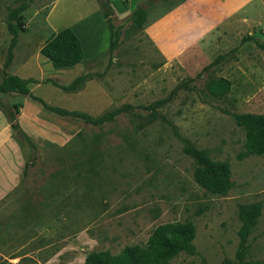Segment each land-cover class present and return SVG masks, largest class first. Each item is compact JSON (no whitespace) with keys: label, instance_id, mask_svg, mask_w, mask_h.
I'll return each instance as SVG.
<instances>
[{"label":"rangeland","instance_id":"rangeland-1","mask_svg":"<svg viewBox=\"0 0 264 264\" xmlns=\"http://www.w3.org/2000/svg\"><path fill=\"white\" fill-rule=\"evenodd\" d=\"M95 1L111 35L118 33L117 45L83 64L80 99L62 110L97 124L57 116L26 97L25 112L36 107L42 124L22 129L14 120L24 97L0 95L22 170L0 198V264H83L89 253L116 256L132 246L156 253L155 230L167 224L191 225L193 238L159 264H264V147L248 153L236 123L264 115V27L250 22L215 47L164 65L143 28L180 0ZM53 2L0 0V80L7 23L23 22L12 57L35 62ZM136 9L143 16L131 17ZM217 79L229 88L214 97L206 85ZM43 82L36 97L59 108L51 90L71 82ZM189 146L228 165L226 191L210 193L194 181ZM0 154L1 186L12 157L6 149ZM249 205L259 214L244 235L240 210Z\"/></svg>","mask_w":264,"mask_h":264},{"label":"crops","instance_id":"crops-1","mask_svg":"<svg viewBox=\"0 0 264 264\" xmlns=\"http://www.w3.org/2000/svg\"><path fill=\"white\" fill-rule=\"evenodd\" d=\"M75 1L54 0L44 17L45 28L42 34H47L45 41L51 33L68 28L79 41L81 63L70 68H53L48 60L39 54L43 41L36 50L38 57L35 62L30 61L26 56L16 59L13 55L6 73L23 80L32 79L40 82L50 79L58 83L69 84L73 79L81 76L84 63L108 49L109 31L99 14L96 1ZM128 1L129 5L133 4V0ZM262 17H264L263 0H180L166 9L158 18L145 25L143 34L158 52L163 64L167 65L184 59L190 51L202 49L204 45L215 47L223 41L225 35L240 32L250 22L264 27L259 19ZM31 85L33 87L29 88V92L35 97L38 96L35 91L40 83ZM82 86L79 85L73 90L66 91L51 90L53 91L52 97L59 100L55 106L72 110L75 104L73 99H80L79 90ZM47 101L52 102L50 99ZM29 103L24 97L22 107L18 108L20 115L14 120V123L22 129L35 128L42 124V118L38 115L36 107H32V112H25V107L30 108ZM8 128V123L0 113V152L6 149L12 157L10 176L3 179L5 184L0 186V198L17 184L22 173L17 148L9 138Z\"/></svg>","mask_w":264,"mask_h":264},{"label":"trees","instance_id":"trees-1","mask_svg":"<svg viewBox=\"0 0 264 264\" xmlns=\"http://www.w3.org/2000/svg\"><path fill=\"white\" fill-rule=\"evenodd\" d=\"M141 16L143 15L138 9L131 13V17L133 18H139ZM101 17L106 23V17ZM6 27L10 35V41L5 69H7L12 60L11 51L18 41V34L23 31L22 19L18 17L16 22H8ZM117 41L118 33L114 32L111 35L109 32L107 49L109 54L115 49ZM39 54L47 59L53 68H70L82 61L79 41L68 28L62 29L56 33H51L39 49ZM83 80L84 78L82 76H78L73 79L68 86L61 87V89L65 91L73 90L76 86L80 85ZM47 82L54 84L50 79H45L43 83ZM39 83L40 82L32 79L23 80L4 73L0 81V95L17 94L38 102L45 110L57 116L77 117L86 122L97 124V120H93L87 115L75 112L69 113L62 109L45 105L39 98L33 96L29 92V85ZM228 88L229 83L224 79L211 80L206 85L207 91L214 97L222 96L227 92ZM15 108H18V106H15ZM236 123L245 129L247 152L256 153L261 151V148L264 147V115H242L237 117ZM14 129L15 127H12V130ZM21 137L25 142L30 143L26 136L21 134ZM185 152L193 160V179L200 187L210 193H222L227 190L229 187V169L226 163L212 161L205 152L195 150L191 146L187 147ZM258 214L259 207L257 205L241 207L240 218L243 222L244 235L248 232L249 227L253 225L254 219ZM193 232L191 225H163L158 227L154 233L155 237L161 241L159 251L156 253H149L136 246L126 247L116 256H112L108 252H92L85 257L83 264H159V260L171 258L176 253L183 250L187 243L193 238ZM241 239L243 240L244 237H241Z\"/></svg>","mask_w":264,"mask_h":264}]
</instances>
